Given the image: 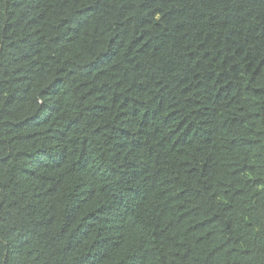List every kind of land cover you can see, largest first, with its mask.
Segmentation results:
<instances>
[{"label":"trees","instance_id":"1","mask_svg":"<svg viewBox=\"0 0 264 264\" xmlns=\"http://www.w3.org/2000/svg\"><path fill=\"white\" fill-rule=\"evenodd\" d=\"M0 264H264V0H0Z\"/></svg>","mask_w":264,"mask_h":264}]
</instances>
